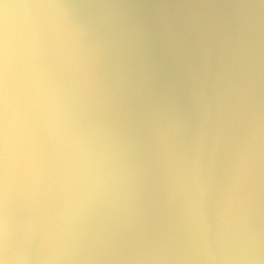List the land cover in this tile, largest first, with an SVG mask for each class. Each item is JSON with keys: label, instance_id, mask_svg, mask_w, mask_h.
Listing matches in <instances>:
<instances>
[{"label": "clouds", "instance_id": "obj_1", "mask_svg": "<svg viewBox=\"0 0 264 264\" xmlns=\"http://www.w3.org/2000/svg\"><path fill=\"white\" fill-rule=\"evenodd\" d=\"M0 264H264V0H0Z\"/></svg>", "mask_w": 264, "mask_h": 264}]
</instances>
